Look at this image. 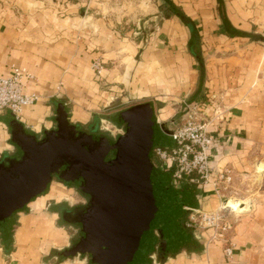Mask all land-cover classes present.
I'll return each mask as SVG.
<instances>
[{
	"label": "crops",
	"instance_id": "obj_1",
	"mask_svg": "<svg viewBox=\"0 0 264 264\" xmlns=\"http://www.w3.org/2000/svg\"><path fill=\"white\" fill-rule=\"evenodd\" d=\"M98 1L93 6L91 0H0V75H8L11 64L21 66L34 75L26 81V89L39 94L21 119L14 118L9 109L0 111V160L19 154L8 126L12 119L42 138L56 127L61 104L71 124H94L106 130L96 112L108 94L104 89L117 95H121L117 90L124 91V98H142L134 104L150 102L156 123L167 131L176 113L171 103L178 97L203 101L210 115L212 100L219 101L220 114L208 126L214 137L209 151L211 177L226 169L246 171L251 153L264 155V54L254 48L237 56L224 55L227 49L222 48L233 47L235 39L256 40L259 32L251 22L264 23V0H172L179 10L165 16L157 7L149 19L160 16L161 26L151 34L144 31L149 19L145 25L136 16L151 12L149 4L131 11V2ZM98 3L108 15H94ZM157 5L163 6L164 0H157ZM178 12L193 26L197 45ZM123 21L129 23L116 30ZM213 48L215 52L205 57ZM98 53L104 69L96 75L90 63ZM59 80L61 92L55 88ZM117 113L107 118L114 123ZM171 189L180 190L184 198L179 214L183 224L185 206L215 211L222 202L211 182ZM73 197L79 196L53 179L43 195L14 216L10 230L5 235L0 232V264H93L87 254H62L77 228L62 220L58 204L62 200L71 204ZM229 217L235 220L227 231L233 242L231 256L225 254L223 241L212 237L211 228L194 225L190 236L178 222L177 245L163 260L150 254L157 259L151 264H264V201H255L248 212Z\"/></svg>",
	"mask_w": 264,
	"mask_h": 264
},
{
	"label": "water",
	"instance_id": "obj_2",
	"mask_svg": "<svg viewBox=\"0 0 264 264\" xmlns=\"http://www.w3.org/2000/svg\"><path fill=\"white\" fill-rule=\"evenodd\" d=\"M177 14L197 45L193 26ZM152 116L150 102L119 113L118 123L128 128L111 161L104 160L109 140L75 132L63 108L56 113V127L40 139L12 119L8 126L20 155L0 160V232L9 231L14 216L43 195L56 174L90 196L86 205L61 213L65 223L79 228L78 240L62 251L64 256L87 254L93 264H151L156 241L159 257L172 251L180 232L177 194L166 187L164 173L150 159L152 148L162 145L163 133L171 132ZM250 207L248 203L244 213Z\"/></svg>",
	"mask_w": 264,
	"mask_h": 264
},
{
	"label": "built area",
	"instance_id": "obj_3",
	"mask_svg": "<svg viewBox=\"0 0 264 264\" xmlns=\"http://www.w3.org/2000/svg\"><path fill=\"white\" fill-rule=\"evenodd\" d=\"M93 69L98 73L102 72V66L98 61L93 63ZM33 79L34 75L30 71L11 64L10 73L0 75V111L9 109L14 118L21 119L24 109L39 99L38 93L26 89V81ZM211 103L214 107L212 115L205 112L203 101L181 99L180 115L177 120H172L173 127L170 129L173 143L170 146H155L153 157L161 162V168L170 171L171 188L178 190L185 183L199 185L211 182L216 188V193L222 197L217 183L221 181L228 183L231 176L225 170L222 173L214 172L211 177L209 151L214 137L208 126L220 114L217 102L212 100ZM184 210L189 212L188 218L184 221L186 227L203 225L212 228V237L223 241L225 254L231 256L233 242L227 235V231L231 229V222L226 218V211H232L231 209L220 206L215 211L206 212L185 206Z\"/></svg>",
	"mask_w": 264,
	"mask_h": 264
},
{
	"label": "rangeland",
	"instance_id": "obj_4",
	"mask_svg": "<svg viewBox=\"0 0 264 264\" xmlns=\"http://www.w3.org/2000/svg\"><path fill=\"white\" fill-rule=\"evenodd\" d=\"M123 1H124L123 5H125V3L131 2V5L133 6L131 11H133L135 8L139 9L138 7H140L141 5L149 4L152 10L151 12L145 13V14L137 13L136 15L139 18V19L137 18L139 23L145 22V25L147 24L146 20H148L153 15L157 7L159 6L157 5V0H123ZM91 2L90 4L95 6V4H97V2L99 1L91 0ZM103 11H105L104 8L102 9V6L99 4L97 8V13L94 15L100 16L101 13L102 15L103 13L104 15L108 13V12H103ZM131 11H128V12H131ZM124 18H127V15ZM161 20L162 18L160 16L159 18H155V20L149 19V22H148L149 26H147L146 29L144 28V31L147 32L148 34H151V32L156 31L158 26L159 27L161 26ZM128 23L129 22L126 23V21L118 23L115 29L118 30V28H120L121 26H126ZM251 24L253 25L252 28H254L257 32H259V36L255 38L256 40H254V42H250L248 40L235 39V45L233 47L229 46V44L226 46L223 45L222 48L226 47L225 49H227L226 52H224L225 53L224 55H229L233 53V55L237 56L240 52H243L245 49H254V48H258L260 52L259 54H264V23L259 25L258 22H255V23L251 22ZM98 51L100 52V50ZM214 52L215 51L213 48L212 50L208 51L205 57H207L209 54L210 55L213 54ZM102 58L103 57L98 53L97 55L93 57L90 63L91 70L96 75L100 73H98L96 70L93 69V63L98 61L100 65L102 66V71H103L104 62ZM57 86H59V88H57ZM62 87H63L62 80H59L58 82H56L55 88L57 92H61ZM104 91H107L108 94L103 97V101L101 102V104H99L100 106L96 112H97V115L101 118L100 125L103 127H107L105 129L106 130L108 129L107 131H109L113 137L115 133H118V131H121V128L119 129L117 125L112 123L111 120L107 118V115H111V113H114V112L120 113L121 111L126 109L128 105L134 104L137 101L142 100V98H135V97H130V96H126V98H124L125 93L124 91L121 92L120 90H117V91H119L121 95H117L116 92L111 89H104ZM181 99H188V98L185 96H181V97H178L176 101H173V105L171 103V106H173V108L174 106L176 107V109L174 110V112L176 111L174 115L175 120H177L180 115L179 113H177V108H179L178 107L179 101ZM63 102H65L66 107H68L69 102L65 100V98ZM217 104L219 105V101H217ZM157 106L158 104L156 103V107ZM168 137L169 136L167 134L163 133V136L161 138L162 146H167L171 144L170 143L171 140ZM250 156H251L250 157L251 162L249 163L248 170L237 172V171H232V169H226L227 173L231 176V181H229L228 183H223L222 181L217 183L218 186L220 187V191H221L220 193L222 195V197H219L222 199V203L219 205V207L220 206L224 208L227 207L231 209L232 211H234V212L230 210L226 211L227 217L233 216V215H239L240 213H244V210H246L248 203H251L252 205V203L255 201H258V200L264 201V155L255 157V154L251 153ZM153 163L157 167H161L160 165L161 162L158 160V158L153 157ZM77 195L79 197L77 198L73 197L70 199L71 204L72 203L76 204V203H80L84 201V198L80 194H77ZM206 212H209V211H206ZM235 212L237 214H235ZM188 215H189V212H187V215L185 216V220L188 218ZM230 220L229 221L231 222V229H232L235 224V220H232V219ZM199 226L201 228H210V227H203V225H199ZM188 228H191V227H188ZM152 259L154 261L157 260L155 257H153Z\"/></svg>",
	"mask_w": 264,
	"mask_h": 264
},
{
	"label": "flooded vegetation",
	"instance_id": "obj_5",
	"mask_svg": "<svg viewBox=\"0 0 264 264\" xmlns=\"http://www.w3.org/2000/svg\"><path fill=\"white\" fill-rule=\"evenodd\" d=\"M139 104V103H137ZM135 105V104H133ZM131 105V106H133ZM130 107V106H129ZM128 108V107H127ZM118 115L119 113H117L115 115V117L113 118L114 119V124L117 125L119 127V129L121 128V131H118V133H115V135L112 137V134L107 131V130H101L100 128H97L94 124H91V125H88L86 127H79V126H75V132L77 131H80V130H84L85 132H87L88 134H92V135H95L96 137H102V138H106L107 140H109V146L107 148V152H106V155L104 157V160L105 161H111L113 160L117 153H118V149L116 147V142L118 141V139L124 135L127 131V128H128V125L126 123L124 124H121V123H118L117 121V118H118ZM152 120L155 121L154 119V113H153V109H152ZM156 122V121H155ZM158 125V124H157ZM46 135V134H45ZM44 135V136H45ZM43 136V137H44ZM38 138V137H37ZM40 139V138H38ZM157 146V145H155ZM154 146V147H155ZM154 147L152 148L151 150V154H150V159H151V162L153 160V149ZM20 154H18L19 156ZM16 156V157H18ZM154 165V164H153ZM158 168V167H157ZM159 169V168H158ZM53 179H56L62 183H65L66 185H68L73 191H75L77 194H80L83 198H84V201L83 202H80V203H76V204H70L68 201H64L62 200L59 204H58V207L59 209L61 210V213H63L64 211H66L67 209H71V208H74V207H80V206H84L87 204L88 202V199H89V194L88 193H85L83 192L81 189H79L78 187H76L73 183L69 182V181H64V180H61L60 178L57 177L56 174H52V177H51V181ZM50 185V184H49ZM77 228V234L75 236V238L73 239V241L71 242L74 243L76 240H78L79 238V228L77 226H75ZM156 246L157 244L155 245V248H154V253L156 252V256L157 258H159V250L156 249Z\"/></svg>",
	"mask_w": 264,
	"mask_h": 264
},
{
	"label": "trees",
	"instance_id": "obj_6",
	"mask_svg": "<svg viewBox=\"0 0 264 264\" xmlns=\"http://www.w3.org/2000/svg\"><path fill=\"white\" fill-rule=\"evenodd\" d=\"M158 8H159V14H165V16L166 15H168V12H175V11H177V10H179L178 9V7L177 6H175L174 5V3L172 2V0H164V5L162 6V5H160V6H158ZM165 8H167L168 9V11H166L165 10ZM225 18V17H224ZM225 20H226V18H225ZM234 30V29H233ZM235 31V30H234ZM61 106L64 108V105L63 104H61ZM66 111V110H65ZM152 164H154L153 163V160H152ZM159 170L161 171V172H163L164 173V175H165V185H166V187H168V188H170L171 189V187H170V183H171V174H170V171L169 170H162V169H160L159 168ZM172 190V189H171ZM176 192V194H177V203H178V209H177V212H178V210L180 211L179 212V214H181V210H182V205H183V201H184V198L182 197V195L179 193L180 192V190L179 191H175ZM183 213V212H182ZM176 221H177V224H178V222H180V224L181 225H183L184 226V228H185V230L187 231V233L191 236L192 235V230H190V228H188V227H186L185 226V224H183V219H182V216L180 215H178L177 217H176ZM10 230V229H9ZM2 234V233H1ZM188 235H186L185 236V238L187 237ZM182 239H184V238H182ZM186 240V239H185ZM157 244V241H156V243H155V245ZM154 245V246H155ZM154 248L155 247H153V250L151 251V253L150 254H152L153 252H154ZM149 254V255H150ZM166 255H168V253H166ZM166 255L165 256H160L159 257V260H163L165 257H166ZM150 258V263L152 262V259H151V257H149ZM90 262H91V260H90Z\"/></svg>",
	"mask_w": 264,
	"mask_h": 264
}]
</instances>
